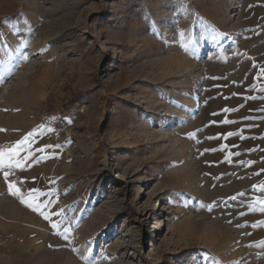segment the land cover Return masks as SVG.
Instances as JSON below:
<instances>
[{
    "label": "rangeland",
    "instance_id": "rangeland-1",
    "mask_svg": "<svg viewBox=\"0 0 264 264\" xmlns=\"http://www.w3.org/2000/svg\"><path fill=\"white\" fill-rule=\"evenodd\" d=\"M0 152V264H264V0H0Z\"/></svg>",
    "mask_w": 264,
    "mask_h": 264
},
{
    "label": "snow or ice",
    "instance_id": "snow-or-ice-1",
    "mask_svg": "<svg viewBox=\"0 0 264 264\" xmlns=\"http://www.w3.org/2000/svg\"><path fill=\"white\" fill-rule=\"evenodd\" d=\"M25 59H28V58L25 57ZM225 111H228V109H225ZM225 122H227V121H225ZM193 135H194V134H190V137H189V138H192ZM2 157H3V153L0 152V169H3V168L5 167V165H4V163H3V159H2ZM16 166H17V167L20 166V165H19V162H17V165H16ZM8 177H9V172H8V171H4V179H5V181H8ZM12 187H13V185L9 182V188L11 189ZM254 187H255V186H254ZM17 191H19V189H17ZM34 191H38V190H34ZM21 202L23 203V202H25V201L22 199ZM28 206H29V207H33V205H31V204H29ZM40 207H41L40 204H36V205L33 207V210H34V211H39V210H40ZM45 207H46V205H45ZM40 214H41L42 216H44L45 219H49V216L46 215L45 212L41 211ZM58 215H59V214H58ZM52 227H53V228H57L58 225H57V224H52Z\"/></svg>",
    "mask_w": 264,
    "mask_h": 264
}]
</instances>
